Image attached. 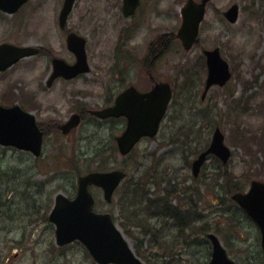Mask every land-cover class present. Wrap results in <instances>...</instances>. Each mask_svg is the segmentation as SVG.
I'll list each match as a JSON object with an SVG mask.
<instances>
[{
  "label": "rangeland",
  "instance_id": "obj_1",
  "mask_svg": "<svg viewBox=\"0 0 264 264\" xmlns=\"http://www.w3.org/2000/svg\"><path fill=\"white\" fill-rule=\"evenodd\" d=\"M187 1L141 0L137 13L124 18L123 0H78L69 19V28L87 38L92 71L82 80L53 88L47 87L52 56L68 63L75 60L58 24L64 0H33L16 16L0 13V44L9 42L45 50L42 56L25 59L0 74V104H24L38 121L51 125L41 160L0 148V205L1 202L6 204L0 206V214L5 216L0 219V264H96L79 243L66 250L57 246L55 227L47 219L48 210L52 209L57 194L74 197L78 173L114 166L126 168L129 178L117 191L111 205L106 204L102 192L95 189L96 210L113 215L135 252L139 247L146 264H207L211 260L212 247L205 237L188 245L195 235L188 236L186 227H183L186 234H180L172 226L173 221L164 219L161 212L150 217L146 214L150 210L142 200L139 203L136 198L135 207L126 203L127 210L123 211L122 199L131 200L135 190L133 183H148L152 179L162 182L164 178L172 179L170 184L175 178L177 184H181L179 189L185 186L198 190V199H201L197 203L198 212L207 216L213 231L219 233V239L227 242L228 248L225 247L227 251L232 250L233 260L239 264H264L260 233L229 202L227 194H233L232 187L227 188L218 180V175L224 173L220 163L211 158L197 183L191 171L193 160L210 145L215 130L220 128L233 154L225 173L234 174L242 183L264 180V157L260 156L257 161L253 155L256 151L249 152L244 144L234 141V137L242 141L239 137L244 136V130L254 131L264 125V0H211L198 45L185 52L174 37L181 26V10ZM234 4L240 6L241 14L238 23L230 25L220 14ZM163 37L170 39L166 48L159 51L155 45ZM152 47L156 51L147 57ZM216 47L222 50L230 66H234L237 77L225 88H213L203 101L206 79L203 51ZM154 54L160 59L155 64L151 62ZM145 68L153 69L159 80L169 81L175 89L163 131L155 142H144L126 161L118 156H107L110 152L95 155L94 159L93 145L96 147L100 143L98 149H102L110 143V128H97L86 121L70 138L58 132L56 125L66 122L75 113V105L88 109L105 106L114 93L108 87L109 70ZM238 100H242L247 109L241 114L236 109ZM232 110L230 119H226V114ZM195 111L209 113L210 120L205 123L191 121ZM238 114L241 117L238 118ZM190 128L199 130L197 136ZM253 131V136L246 138L253 139L256 133ZM165 148H173L174 152H160ZM167 168L170 174H165ZM19 181L26 182L24 194L29 192L35 199L28 205L17 204L12 194L18 192ZM39 190L44 191L39 194ZM185 195L186 198L179 197L172 205L182 201L187 204L188 194ZM141 240H144L142 247L139 246ZM162 245L171 250L161 249ZM16 253L18 258H14ZM10 258L13 262L9 263Z\"/></svg>",
  "mask_w": 264,
  "mask_h": 264
},
{
  "label": "water",
  "instance_id": "obj_2",
  "mask_svg": "<svg viewBox=\"0 0 264 264\" xmlns=\"http://www.w3.org/2000/svg\"><path fill=\"white\" fill-rule=\"evenodd\" d=\"M28 0H0V9L15 12ZM76 0H65L60 15V26L66 30L68 17ZM208 0L198 5L190 0L183 9V25L178 33L186 50H190L199 35V27L205 16V7ZM139 5V0H125L124 12L131 15ZM239 9L234 6L227 14L231 23L237 21ZM68 45L77 57V63L68 65L62 60L54 59L55 73L52 78L58 77L74 79L88 72L85 53V40L75 34L68 36ZM39 50L20 48L11 45L0 47V72L6 71L18 61L35 56ZM208 59L209 78L207 90L214 84L223 86L231 77L227 63L221 58L219 50L205 52ZM171 99V89L168 84L157 85L148 94L141 95L135 89H130L119 97L114 108L92 112L94 115L106 119L109 117L125 116L129 120L125 135L118 140L121 154L127 155L143 137H154L167 105ZM81 122V117L75 115L64 126L60 127L64 134H68ZM43 134L40 132L33 115L22 111L20 107L4 108L0 106V144L14 146L20 149L31 150L40 155ZM224 137L218 130L212 147L194 163L193 171L198 176L202 165L209 154H215L224 162L230 158V151L223 144ZM126 178L122 171L109 173H91L79 178V192L75 200H69L59 195L56 207L50 216V221L56 226L57 244L69 245L80 241L85 245L98 264H144L137 258L123 234L116 227L112 216L97 214L94 211L95 201L89 192V187L102 188L105 200L112 202L115 190ZM246 212L259 224L263 232L264 248V185L253 183L251 192L234 197ZM213 244V255L210 264H235L228 259L225 249L218 238L210 235Z\"/></svg>",
  "mask_w": 264,
  "mask_h": 264
},
{
  "label": "flooded vegetation",
  "instance_id": "obj_3",
  "mask_svg": "<svg viewBox=\"0 0 264 264\" xmlns=\"http://www.w3.org/2000/svg\"><path fill=\"white\" fill-rule=\"evenodd\" d=\"M52 73L53 72L51 71L49 72L48 79L51 78ZM109 78L110 79L108 81V87L114 93L111 99L108 101V104H105L107 107L115 106L116 104L115 102L119 94L131 87H135L140 92H145V90L147 89V78H146V74L144 73V70L142 69H135L133 71L132 70L124 71V70H117V69L110 70ZM150 82L153 85L158 81H156L155 77L152 75L150 76ZM64 83H66V81H64L63 79L56 80L53 83V87L57 86L58 84H64ZM82 118H85L83 114H82ZM91 122L95 125V127H97L99 124H102L104 125V128L108 127V129L110 128L111 130V142L108 144H105L102 149H98V147L100 146V143L96 147L95 145H93L92 152H119L118 144L116 143V140L120 138L127 129L126 128L128 124L127 118L120 117V118H112V119L101 121L99 119H96L95 117H92ZM93 138L95 140V135ZM146 141H149V140L148 139L144 140L143 143ZM138 150L139 149L137 148L134 150V152H138ZM160 152H164V150H161ZM43 191L44 190H39L38 193L42 194ZM45 197H47L46 193H45ZM16 257L17 258L19 257L18 253H16V255L14 256V258ZM10 262H13L12 258H10L9 263Z\"/></svg>",
  "mask_w": 264,
  "mask_h": 264
},
{
  "label": "trees",
  "instance_id": "obj_4",
  "mask_svg": "<svg viewBox=\"0 0 264 264\" xmlns=\"http://www.w3.org/2000/svg\"><path fill=\"white\" fill-rule=\"evenodd\" d=\"M167 40H168V39H167L166 37L161 38V39L158 41V44L155 45V46H156V49L159 50V51H162L163 49H165L166 46H167ZM155 51H156V50L154 49L153 52H155ZM227 180H228V179H227ZM133 188H134L135 190H133V192H132L131 200H129L127 197H125V198L122 199V207H123V211H124L125 209L127 210V208H126V203H130L131 206L135 207V205H136V204H135V203H136V200H135V199L138 198L139 203H140L141 198H143V195H142V193H141V188H139V186H138L137 184H135ZM175 191H176L175 189H173V190H169V191H168V194H167V195H170V196H169L170 200H171L172 197L176 198V196H175ZM193 191L196 193V196H199V193H198L197 190H193ZM236 191H237V190H236ZM172 194H173V195H172ZM228 195H229V193H228ZM229 202H230V201H229ZM147 204H148V205L146 206V209L150 210L151 215L154 214L153 212H155V214H159L160 212L163 211L162 209L166 207V206H165V203L163 202V199L160 198V197H159V199H157L156 201H154V202H149V203H147ZM223 204L225 205V202H223ZM189 205H191V208H190L188 211H186V210H182V209H180V208H179V210H173V207H171L172 210H167V213L170 214L171 217L177 221L180 234H185V230L190 229L189 226L191 225V222H192V221H196V220L199 218V215L197 214V211H196V205L194 204V201L191 200L190 204L188 203V206H189ZM183 206H184V205H183ZM152 208H153V210H152ZM151 211H153V212H151ZM128 212H129V211H128ZM163 212H164V211H163ZM129 213H130V215H131V212H129ZM151 227H153V226L151 225ZM183 227H186L185 230H183ZM145 231H146V230H145ZM151 232H153V230L150 231L149 234H150ZM191 234H193V233H190V234H187V235L189 236V235H191ZM152 237H153V236H152ZM142 243H143L142 240L139 241V246H140V247H142V246H141ZM138 248H139V247H137V249H136V253H137V255H138L139 257H141L143 254H142V252H141ZM164 248L166 249V251H170V250H171L170 248H168V246L165 247L164 245H162V246H161V249H164ZM172 254H173V253H171V255H172ZM141 258H143V257H141ZM143 259H146V258H143Z\"/></svg>",
  "mask_w": 264,
  "mask_h": 264
}]
</instances>
